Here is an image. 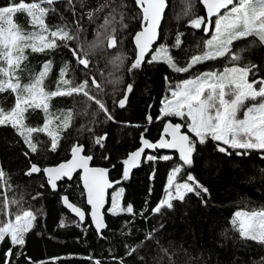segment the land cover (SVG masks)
<instances>
[{"label":"snow or ice","instance_id":"snow-or-ice-1","mask_svg":"<svg viewBox=\"0 0 264 264\" xmlns=\"http://www.w3.org/2000/svg\"><path fill=\"white\" fill-rule=\"evenodd\" d=\"M62 2L63 0H8L7 3L0 5V94L8 92L14 97L11 107L4 106L6 100L0 101V126L11 127L23 139L32 154L40 151L43 143L39 139L40 134L50 138L49 150L57 151L61 139L64 138L62 134L72 126L77 117L87 120V123L80 126L78 132L93 133L90 137V147L103 148L107 133L95 135V129L90 125L97 123L96 117L100 113L104 114V120L100 122L114 120L103 100V95L106 94V84L119 81L97 80L96 74L92 72V67L95 66L92 57L108 49H118V40L122 41L123 37L118 38L117 32L128 28L122 10L125 5L121 3L118 6L121 11L118 12L115 0H103L96 8L78 13L74 0H66V11L72 16L69 21L63 14L58 13L55 7ZM78 2L80 9H85L86 0ZM133 2L140 15L131 18L139 20L140 30L133 36L136 58L128 71L140 69L148 56L147 62L150 64L163 62L175 73L190 75L180 82L170 84L169 95L164 98L160 108V119L176 117L182 122L174 123L166 119L162 135L155 143L141 134L142 146L122 161L124 165L122 178L124 180L129 178L130 170L139 165L142 156L147 161L173 159L171 155L157 157L145 154V149L176 150L182 163L172 168L167 179L165 196L151 210L152 213L161 214L162 209H173V201L183 202L188 194L196 195L207 205L204 196H210L209 190L196 176L189 172L181 182H178L183 170L193 165V155L197 152L198 144L204 145L211 140L215 142L219 153L231 156L235 152L237 156H249L251 152L256 151L260 153L261 159H264V77L255 78L257 71L255 64L240 66L236 63L243 59L242 53L247 51V45L233 51L236 42L248 41L250 37L256 38L264 45V0H200L206 10V16L196 15L194 5L188 0L183 13L185 17H190L187 26L195 30L203 29L205 36L210 31L212 34L210 38L203 40L202 48L197 45L200 51L191 55L183 66L181 61L170 54V48L166 43L157 44L161 38V21L166 8L169 7L168 0ZM50 13L58 17L60 22L50 26L47 22ZM18 14L23 15L27 21V28L17 22ZM100 14H103L102 22L94 28L93 39L88 40L83 36L85 29L81 20L86 16L88 21L94 24L95 20L101 19ZM183 35L184 33H179L176 36L171 45L172 49H180ZM61 48L70 51L82 78L77 80V70L73 67L72 61H64L58 69L54 90H49L45 81L53 69L52 59L44 61L39 70L30 68L25 62L28 61L29 52L50 54ZM150 52L154 54L149 56ZM225 57L233 62V66L224 67L220 71L192 73L196 65ZM125 59L123 55H115L110 63L119 62L117 66H121ZM250 74L254 77L251 81ZM100 75L103 76V73ZM132 90V85L127 84L123 89V97L118 101L113 100V103L119 108H124L128 94ZM74 96L82 97L78 108L54 109L51 104L54 98ZM93 105L96 106L95 109ZM36 110L42 112L44 119L42 126H31L27 123L28 114ZM146 120L151 123L153 118L148 115ZM25 156H29V152H25ZM104 158L108 159L107 156ZM92 160L93 155L86 152L85 144L77 141L70 148V159L49 167L31 163L25 174L31 177L33 174L43 173L46 183L52 190H56L59 181L65 178L71 180L74 173L82 172L81 179L83 189L86 191V204L90 206V218L97 234L104 238L102 230L107 225L103 210L107 190L113 188L114 183L119 181L113 182L108 179V169L90 167ZM6 177L7 174L0 165V190H3V197L0 198V244L6 238L9 240L11 246L4 253V264H14L13 248L17 249L15 253L17 258L24 255L26 235L33 229L39 210L24 208L22 196L9 199L6 190H10L11 186ZM43 186L41 184V187ZM123 193V188L114 191L107 211L112 215L127 213L142 216L143 212H134L131 204L122 205ZM39 195L41 194L37 193V197ZM62 203L78 220L66 225L62 219L60 227L72 226V223L82 227L86 217L85 211L71 202L67 195L62 196ZM11 207H15L16 211H10ZM231 224L243 240L264 245V204L260 205L259 209L237 210ZM146 238L151 239V234H147ZM140 246L126 245V255H133ZM163 251L167 252L166 249ZM26 259L32 264L30 258ZM88 259L93 260L91 256ZM93 264H101V261L95 259ZM120 264H124L123 259L120 260Z\"/></svg>","mask_w":264,"mask_h":264},{"label":"trees","instance_id":"trees-1","mask_svg":"<svg viewBox=\"0 0 264 264\" xmlns=\"http://www.w3.org/2000/svg\"><path fill=\"white\" fill-rule=\"evenodd\" d=\"M7 2L8 0H0V5ZM191 2L196 15L206 16V10L200 0ZM74 3L77 12L82 13L89 8H96L103 0H86L85 9H80L78 0H74ZM121 3L125 5L122 10L128 28L117 32L118 38L123 37L122 41L118 40V49H108L92 57L95 65L92 72L96 74L97 80L119 81L106 84V94L103 95L114 120L102 123L100 121L104 120V114L100 113L96 117L97 123L90 125L95 129V135L107 133L104 147H90V137L93 133L78 132L80 126L87 123L83 117L74 119L72 126L62 134L64 138L55 152L49 150L50 138L45 134L39 136L43 142L40 151L32 154L23 139L11 127L0 126V165L3 166L11 186L10 190H6L7 197L11 199L22 196L24 208L39 210L33 229L26 235L24 255L17 258V249L13 248L14 264H29L26 257L30 258L32 264H93L95 259H99L101 264H120L121 259L124 264H264V245L243 240L231 224L237 210L259 209V206L264 204V159H261L260 153L253 151L249 156H237L233 152L229 156L219 153L215 142L211 140L204 145L198 144L197 152L193 155V165L183 170L178 182L189 172L196 176L209 190L210 196H204L207 205L196 195L188 194L183 202L173 201V209H162L161 214H153L151 210L164 198L172 168L182 163L179 161V154L157 149L149 154L157 157L171 155L173 159L144 160L137 169L130 171L127 180L122 178V161L141 145V134L155 142L162 135L166 119L174 123L182 122L176 117L160 119V108L164 98L169 95L170 84L180 82L190 74L175 73L163 62H146L140 69L128 71L136 57L133 36L140 30L139 20L131 17H139L140 11L133 0H115L118 12L121 11L118 7ZM168 3L158 44L166 43L170 54L181 61L183 66L191 55L198 54L200 49L197 45L202 48L203 40L210 38L212 32L205 36L203 29L195 30L187 26L190 17H185L183 13L188 0H168ZM55 7L58 13L71 21V13L66 11V0ZM100 15L101 19L95 20L94 24L89 22L86 16L81 20L85 29L83 36L88 40L93 39L94 28L102 22L103 14ZM16 19L23 27H28L23 15L18 14ZM47 22L52 26L60 21L50 13ZM117 27L119 29V25ZM179 33H184L181 37V47L178 50L172 49L171 45ZM254 40L256 38L250 37L248 41L236 42L233 51L248 46L247 51L242 53L243 59L236 63L240 66L255 64V78L258 79L264 77V45L258 40L252 43ZM115 55L126 57L123 65L117 66L119 62L110 63ZM48 59L53 61L52 72L45 81L49 90H54L58 69L64 61H72L77 70V80L82 78L70 51L64 48L50 54L29 52L28 61L25 63L30 68L39 70L42 63ZM230 66H233V62L226 57L219 58L196 65L192 73L220 71ZM101 72L103 76L100 75ZM253 78L250 74L249 80ZM127 84L133 85V91L127 106L121 109L113 100L118 101L123 97V89ZM81 99L82 97L78 96L57 97L51 104L54 109L78 108ZM4 100L6 108L14 103V97L8 92L0 94V101ZM95 107L93 105V109ZM148 115L153 118L151 123L146 120ZM27 123L31 126H41L44 123L41 110L30 112ZM77 141L85 144L86 151L93 155L95 165L114 166L110 175L112 180L122 181V205L131 204L134 212H143L142 216H133L127 213L112 215L106 211L108 227L103 231L104 238L97 234L89 216L82 227L75 226V223H72V226L60 227L62 219L66 225L78 220L63 205V195H68L69 199L82 207L87 214L89 212L79 175L72 181H62L59 190L53 192L43 173L31 177L25 174L31 163L45 167L68 159L70 148ZM25 152H29V156H25ZM105 156L108 159H105ZM41 184L44 186L41 187ZM37 193L41 195L37 197ZM2 197L3 190H0V198ZM10 211L15 212L16 208L11 207ZM149 233L151 239L146 238ZM136 244L141 245L137 252L131 256L126 255V245ZM10 246L7 238L0 244V264H4V253ZM165 249L167 252L163 251ZM89 256L93 260H89Z\"/></svg>","mask_w":264,"mask_h":264},{"label":"water","instance_id":"water-1","mask_svg":"<svg viewBox=\"0 0 264 264\" xmlns=\"http://www.w3.org/2000/svg\"><path fill=\"white\" fill-rule=\"evenodd\" d=\"M166 10H167V8H166ZM166 10H165V12H166ZM222 12H223V10H222ZM164 19H165V15H164V18L162 19V21H161V26H160V32H161V28H162V25H163V22H164ZM215 19V17H213V20ZM139 31V30H138ZM133 42H134V40H133ZM158 42H159V40L157 41V44H158ZM155 47H156V45H154L153 46V49H155ZM153 52H150L149 53V56H151V54H152ZM136 58V57H135ZM148 56H146V58H145V63L147 62V60H148ZM144 63V64H145ZM132 85V84H131ZM132 88H133V85H132ZM133 91V90H132ZM131 94H132V92L131 93H129L128 94V100H127V103H126V105H125V107L127 106V104H128V102H129V99H130V96H131ZM124 107V108H125ZM121 109H123V108H121ZM145 138V137H144ZM146 139H148V138H146ZM150 142H153V143H155V142H157V141H151L150 139H148ZM142 146V144L137 148V149H135L134 151H136V150H138L140 147ZM162 150H164V151H166V152H168V153H177V154H179L176 150H172V149H162ZM155 150H153V149H145V154H149V153H151V152H154ZM87 152V151H86ZM133 152V151H132ZM68 159H70V156H69V158ZM68 159H66V160H68ZM66 160H64V161H66ZM145 159H144V157L142 156L141 157V160H140V162H139V165L137 166V167H134V168H132L130 171H132V170H134V169H137L139 166H140V164L144 161ZM64 161H61V162H64ZM61 162H59V163H61ZM59 163H57V164H54V165H48V166H45V167H49V166H56V165H58ZM40 166V165H39ZM90 167H101V168H105V169H108V179L110 180V181H113V182H117V181H119V183H114V185H113V188H110V189H108L107 190V196H106V203H105V206H104V221H105V223H106V225H107V227H108V224H107V221H106V211H107V209L109 208V206H110V199H111V193H112V191L115 189V188H117L118 186H120L121 185V179H117V180H112L111 179V175H110V173H111V169H112V167H105V166H101V165H95L94 164V162H93V160L91 161V163H90ZM33 175H38V174H33ZM77 175H79V177H80V182H81V185H82V187H83V183H82V179H81V177H82V172H80V171H78V172H76V173H74L73 174V178L71 179V180H68L67 178H65L64 180H62V181H72V180H74L75 179V177L77 176ZM45 176V175H44ZM46 178V177H45ZM62 181H59L58 182V187H57V189L56 190H52L51 188V190L53 191V192H57L58 190H59V185L62 183ZM50 187V186H49ZM85 191V190H84ZM68 196V195H67ZM85 196H86V191H85ZM69 197V196H68ZM70 200V199H69ZM71 201V200H70ZM72 202V201H71ZM78 206V205H77ZM88 206V208H89V212H88V214L86 213V211H85V213H86V217H85V220H86V218H87V216H89L90 217V206L89 205H87ZM80 207V206H79ZM65 208L67 209V207L65 206ZM69 212H70V210L69 209H67ZM73 216H75V214H73V213H71ZM77 218V217H76ZM91 219V218H90ZM91 223H92V221H91ZM92 226L94 227V224L92 223ZM106 227V228H107ZM105 228V229H106ZM94 229H95V227H94ZM105 229H103L102 230V232L105 230Z\"/></svg>","mask_w":264,"mask_h":264},{"label":"rangeland","instance_id":"rangeland-1","mask_svg":"<svg viewBox=\"0 0 264 264\" xmlns=\"http://www.w3.org/2000/svg\"><path fill=\"white\" fill-rule=\"evenodd\" d=\"M17 20V19H16ZM215 20V19H214ZM152 54H154V52L152 53ZM151 54V55H152ZM242 113H241V118H242ZM42 126V125H41ZM120 188H123L122 186H118L117 188H115L113 191H112V193H111V197H112V195H113V193H114V191H118ZM110 204H111V199H110ZM109 208H110V206H109ZM234 216V215H233Z\"/></svg>","mask_w":264,"mask_h":264},{"label":"bare ground","instance_id":"bare-ground-1","mask_svg":"<svg viewBox=\"0 0 264 264\" xmlns=\"http://www.w3.org/2000/svg\"><path fill=\"white\" fill-rule=\"evenodd\" d=\"M143 136H144V134H143ZM144 137H145V136H144ZM145 138H146V137H145ZM112 169H113V167H112ZM112 169H111V170H112Z\"/></svg>","mask_w":264,"mask_h":264}]
</instances>
